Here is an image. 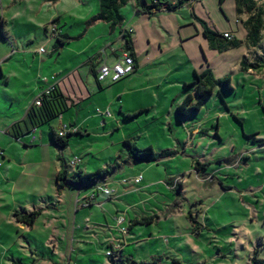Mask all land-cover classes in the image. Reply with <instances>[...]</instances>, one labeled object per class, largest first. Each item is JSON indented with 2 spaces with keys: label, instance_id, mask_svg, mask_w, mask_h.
Masks as SVG:
<instances>
[{
  "label": "rangeland",
  "instance_id": "obj_1",
  "mask_svg": "<svg viewBox=\"0 0 264 264\" xmlns=\"http://www.w3.org/2000/svg\"><path fill=\"white\" fill-rule=\"evenodd\" d=\"M1 4L4 6L6 0H1ZM47 4L43 0H26L21 4L36 11L31 15L38 17L33 18L36 22L27 30L18 19L14 20L13 27L21 41L25 44L26 39L32 40L26 44L27 51L34 55L41 54L39 47L48 50L52 39L41 23L45 10L47 13L54 10L52 3ZM258 4L264 8V0H258ZM86 7L80 4L75 8L71 0H63L62 4L63 10L78 9L80 15ZM193 7L201 15L207 9L209 19L219 29L246 17L236 12L235 0L222 4L224 12L218 0L196 2ZM183 10L182 15L189 16L188 9ZM82 27L83 23L75 19L71 29L77 32ZM240 30L238 35L243 40ZM243 55L257 67L242 71ZM207 58L213 76L222 79L229 75L234 91L225 92L217 84L200 109L186 119L178 118L175 104H147L150 111L127 117V113L119 112L121 104L115 101L107 104L104 100L102 104H89L92 117L83 125L86 132L71 134L63 150L49 144L24 149L18 143L19 162L25 163V175L18 176L14 168L9 175L13 179L10 183L0 175V242L6 246H0V264L32 261L24 248L27 242L14 232L8 218L12 205L18 211L21 207L44 208L47 215H64L65 222H47L46 228L43 221L47 215L38 216L28 238L37 242L35 254L41 257L39 264H117L106 254L111 249L116 252L122 249L121 254L139 261L160 256L164 264H249L255 249L264 258V34L249 50L242 44L228 51L211 50ZM181 70H187L186 66L178 71ZM4 81L0 77L1 121L24 104L25 96L12 92ZM174 94L178 103L185 95L176 90ZM76 110L73 106L66 118L74 119ZM57 117L53 118L55 126ZM47 126L39 129L47 131ZM125 138L139 148L152 146L156 158L146 162L131 157L123 144ZM166 149L173 154L163 155L161 151ZM58 156L66 160L69 175H74L79 167L84 172L110 167L104 178L113 194L108 196L99 191L89 207H81L79 202L77 213L74 209L77 197L82 200L83 194H91L90 183L82 186L79 194L78 186L68 183L61 198L50 199L48 196L59 193L52 177L61 161ZM73 156L81 159L80 166L69 164ZM196 161L206 163L205 171L195 169ZM138 175L142 178L134 184ZM40 196L45 203L37 206L28 203ZM47 205L49 208L45 209ZM152 215L150 223L132 224L129 228L133 219ZM50 224L65 233L54 237L49 233ZM5 232L13 234L20 246ZM56 239L59 245L53 247ZM11 257L18 262H12Z\"/></svg>",
  "mask_w": 264,
  "mask_h": 264
},
{
  "label": "crops",
  "instance_id": "obj_2",
  "mask_svg": "<svg viewBox=\"0 0 264 264\" xmlns=\"http://www.w3.org/2000/svg\"><path fill=\"white\" fill-rule=\"evenodd\" d=\"M25 1L6 0V4L3 6L0 0V77L5 79L4 85L11 87L12 92H22L25 95L23 97L24 104H20L18 110L13 112L12 116L0 120V175L3 181L7 183L13 180L10 179L9 175L15 171L14 168H16L18 176L26 173L25 163L19 162L18 156L21 153L18 143H21L24 149L30 147L41 148L47 146V144L56 147L51 142L50 131L51 129L58 131L62 125H66L70 131L78 130L85 133L87 129L83 125L86 120L92 117L88 110L89 104H102L104 100L107 104H113L115 101L117 104H121L119 112L122 115L141 110L138 113L139 115L150 111L151 107L147 104L158 102L176 105L178 102L176 101L177 95L174 94L175 90L182 96L190 92L192 88L184 87L183 83L192 81L195 71L202 72L208 67L210 68L211 64L207 54H210L211 50L216 51L210 47L208 40L202 33L200 23L193 17L190 9H193L198 17L204 19L219 32H230L241 39L242 37L238 35L239 27H241L242 30L240 31L243 38L246 36V30L242 22L237 19L233 26L229 24L219 29L209 19L207 9L203 10V15L197 13L193 5L204 0H196L191 5L184 4L174 10L159 11L152 14L139 12L135 8L133 0H128L120 8L121 22L115 24L101 19L89 21L99 12V0H95L94 5L91 4L90 0H71V5L75 8L80 4L87 6L83 8L85 13L82 15L77 14L78 9L75 12L72 10L67 11V9L63 10V0H43V3H48L47 5H50V3L54 5V10H49V14L45 10L44 19L41 22L44 30L49 33L52 39L48 50L44 49L41 54L34 55L27 51L28 44H26L32 42V40L26 39L24 44V41H21L16 29L13 27L15 25L14 20L18 19L19 23L21 22L27 30L28 26L36 22L34 19L38 18L31 15L36 11L34 12L30 7H21V4ZM183 9H188L189 16L182 15ZM75 19L83 23V27L77 32H73L71 29ZM52 23L57 27L55 35L51 34L49 30ZM2 26H4V33H2ZM235 27L237 31H234ZM123 31H127L132 39L133 71L115 82L104 81L99 83L96 81L95 74L100 63L113 64L125 53L130 55L125 45ZM63 36H68L70 39L58 45L56 37L62 39ZM85 40L86 43H84ZM243 47L249 50L245 44H243ZM235 48L238 47L228 50ZM3 64L6 66L5 69ZM185 66L187 70L178 71L185 68ZM51 85H56L67 98L68 108L57 117L58 124L55 126V120L51 119L48 123L31 128L18 137L10 135L8 129L11 124L24 120L27 111L38 95ZM124 104L134 105L125 107ZM73 106L77 108L76 117L74 119L69 116L66 118L65 115L69 114L68 111ZM65 118L67 120H64ZM102 121L104 123L105 118ZM45 124L48 125V130H40L39 128ZM194 133H196L195 128L192 129V134ZM37 141L39 144L36 143ZM59 169L60 164L52 172L55 185V174ZM105 182H107L105 178L100 181L102 185L108 187ZM133 183L138 184L134 181ZM62 190H57L59 195L53 194L48 197L50 199L54 196L61 198L63 196ZM78 198L79 196L74 206L76 213L79 202L81 207H89L93 204L92 202L96 199V196L90 201L92 204L85 203L89 201L87 193L83 194L82 200L79 199L81 201ZM17 202L21 203L22 201ZM42 202L45 203V199L40 196L38 200L35 199L28 203L37 206ZM11 208V214L8 215V218H10L14 232H17L19 236H23V240L27 242L24 244V248L29 251L32 257L31 264H39L41 257L35 254L38 250L37 242L29 239L28 236L32 234L38 216L47 215V211L40 208V214L32 225H29L18 221L14 217L15 205H12ZM46 208H49L48 205ZM19 211L27 212L30 210L21 207ZM44 220L43 225L45 228L47 222H65L62 214L57 216L49 214ZM52 224L48 227L51 228L49 233L54 237L57 236L56 238H58V236L65 233L63 229L58 231ZM5 234L11 238L13 243L16 242L15 239L17 238L13 234L9 235L7 232ZM32 242H36V244L33 245ZM60 242L62 243L61 240ZM16 243L20 246L19 241ZM58 245L59 242L56 239L53 247ZM0 246L6 248L5 243L0 242ZM120 250L117 251L118 254L121 253ZM11 260L15 263L18 262L14 257H11Z\"/></svg>",
  "mask_w": 264,
  "mask_h": 264
},
{
  "label": "trees",
  "instance_id": "obj_3",
  "mask_svg": "<svg viewBox=\"0 0 264 264\" xmlns=\"http://www.w3.org/2000/svg\"><path fill=\"white\" fill-rule=\"evenodd\" d=\"M128 0H99V12L92 17L89 21L95 19H101L104 21H109L112 24L119 23L122 20L120 13V8L125 5ZM196 0H133L135 8L139 12H144L152 14L159 11L174 10L181 7L184 4L191 5L192 2ZM225 0H218L219 8L223 11L222 4ZM236 12L239 14H246L244 19H241L242 24L246 30V36L244 40L234 36L230 32L229 37L224 36V32H219L215 28L211 27L204 19L198 17L193 9L191 11L193 17L200 23L202 27V33L208 40V43L212 49L218 52L226 51L230 48L239 47L245 44L246 48L256 46L264 34V8L262 5L258 4V0H235ZM3 25V24H2ZM2 33H4V26H2ZM123 37L125 41L126 48L129 50L130 55L133 56V43L132 39L127 31H123ZM70 37L63 36L56 37V42L58 45L65 43ZM254 63L250 62L245 55L240 59V69L242 71H248L249 69H255ZM217 84H221L223 91L232 92L234 88L231 84V78L226 75L222 79H216L211 69L208 67L202 72L195 71L194 79L189 83H183L184 87H191L190 92L185 93L181 102L175 105V112L179 119H184L192 113L198 111L203 105L204 101L209 97ZM40 104L33 105L29 108L26 113V118L22 121H16L11 124L8 129V133L13 137H18L28 132L31 128L37 127L44 123H48L51 119L59 116L63 111L68 108L67 98L61 93L56 85H52V89L48 94L43 91L39 94ZM139 111L128 113L127 117H133L137 115ZM73 133H81L78 130L66 131L63 135H59L58 131L51 129V142L57 146L60 150L65 149L68 145L69 136ZM124 146L127 148L129 155L133 158H142L146 162H151L156 158V154L152 146L145 148H139L136 143L128 138L123 140ZM163 155L170 156L173 154L172 150H162ZM60 161V169L55 174L56 188L61 191L66 187V184L73 183L78 186V191L83 190L84 185L90 183V188H93V196L89 197V201L86 204H92L90 201L97 196L99 190L96 189L98 185H102L97 179L103 178L107 172L110 171V167L98 168L93 172H84L81 167L74 173V175H69L67 169V162L62 156H58ZM77 166H80L78 164ZM206 163L196 161L195 169L204 170ZM102 181V180H101ZM97 182V183H95ZM95 183V184H94ZM177 187L181 189V184L178 183ZM111 196V195H108ZM40 209H33L30 211H18L13 212L14 217L18 221L25 222L32 225L34 220L40 214ZM153 220L152 216H143L140 219H133L132 224L138 223H150ZM107 252V251H106ZM107 254V253H106ZM112 261L117 264H164L160 262V256H151L150 258L143 260H135L130 255L117 253L116 251L110 250ZM173 262H177L172 259ZM249 264H264V258L258 256V251L255 249L249 258Z\"/></svg>",
  "mask_w": 264,
  "mask_h": 264
},
{
  "label": "built area",
  "instance_id": "obj_4",
  "mask_svg": "<svg viewBox=\"0 0 264 264\" xmlns=\"http://www.w3.org/2000/svg\"><path fill=\"white\" fill-rule=\"evenodd\" d=\"M49 30H50L51 34L55 35L57 32L56 25L52 23L49 26ZM224 36L229 37L230 34L228 32H224ZM43 50L44 49L42 47L39 49V51H43ZM133 68H134V64H133L132 56L129 55L128 53H125L122 57H120L113 64H107L105 62L100 63L99 66L97 67L95 78H96V81L99 83L104 82V81L115 82V81L119 80L120 78H122L123 76L131 73L133 71ZM51 89H52V85L47 87L46 89H44L43 92L45 94H48ZM34 103L37 105L40 104V96L39 95L36 98V100L34 101ZM99 112H101V111L99 110ZM105 113L109 114V112H107V111ZM68 130H69V128L66 125H62L59 128L58 133H59V135H63ZM80 163H81V159L77 156H73L69 160L70 165H78ZM141 178H142V176L138 175L134 178L133 181L135 183H138L141 180ZM96 189H98L100 192H102L103 194H106V195H112L113 194V190H111L110 188H108L104 185H98L96 187ZM93 195L94 194L92 192L89 195V197H92ZM106 253L110 254V250L107 251Z\"/></svg>",
  "mask_w": 264,
  "mask_h": 264
}]
</instances>
